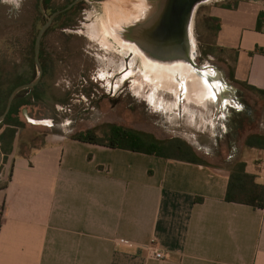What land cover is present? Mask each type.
Returning <instances> with one entry per match:
<instances>
[{
    "label": "crops",
    "instance_id": "crops-1",
    "mask_svg": "<svg viewBox=\"0 0 264 264\" xmlns=\"http://www.w3.org/2000/svg\"><path fill=\"white\" fill-rule=\"evenodd\" d=\"M229 1L208 12L217 46L234 81L264 91V0ZM17 143L0 175V264H264V208L226 201L228 162L264 185V150L243 142L208 168L69 137L29 155Z\"/></svg>",
    "mask_w": 264,
    "mask_h": 264
},
{
    "label": "rangeland",
    "instance_id": "rangeland-1",
    "mask_svg": "<svg viewBox=\"0 0 264 264\" xmlns=\"http://www.w3.org/2000/svg\"><path fill=\"white\" fill-rule=\"evenodd\" d=\"M70 1L73 0H54L53 8ZM26 2L29 16L21 8ZM138 2L86 1L82 10L69 17L70 21L63 19L56 23L55 29H60L64 28L61 25L64 21L68 22L65 33L54 36V42L48 39L54 43L50 54L55 61L59 60L54 66L58 99L51 98L47 105L31 101L22 109L24 125L17 143L19 154L29 155L55 138H70L87 131L102 135L105 126L117 125L151 134L159 140L180 139L202 161L214 166L224 162L232 147L239 151L246 135L264 131L262 101L231 77L234 56L217 46V36L203 26L197 28L199 9L200 16H205L212 6L231 1L215 0L201 5L193 22L196 64L213 73L219 72L227 84L223 89L225 104L220 109L211 102L204 106L188 104L184 92L175 98L162 90L136 52L113 38L111 30L136 15ZM38 3L39 0H4L2 4L0 72L4 74V81L25 60L23 51L29 45H21L17 38L23 35V23L32 14L38 16ZM40 27L41 24L37 28ZM206 50L212 55L205 57ZM127 74L129 77L123 79ZM176 101L178 105L174 107ZM192 113L198 117L195 115L192 119ZM241 132L244 133L240 135Z\"/></svg>",
    "mask_w": 264,
    "mask_h": 264
},
{
    "label": "trees",
    "instance_id": "trees-1",
    "mask_svg": "<svg viewBox=\"0 0 264 264\" xmlns=\"http://www.w3.org/2000/svg\"><path fill=\"white\" fill-rule=\"evenodd\" d=\"M47 2H49V0H47ZM72 2L73 1L67 2L66 5L54 9L52 13L64 9ZM236 6L237 2L234 4L221 5V7L225 9H232ZM36 9L37 13L39 14L38 7ZM72 13L74 12L70 11L56 18L55 24L54 26H52V28H55L56 23L63 20L69 14L72 15ZM201 14L202 12L199 9L197 12V28L203 26L206 31L214 34L216 37L221 29L219 20L211 17L210 15L200 16ZM262 18L263 14L261 13L257 21V29L259 30L263 27ZM40 24L42 26L43 22H40ZM33 44L34 41L32 42V46L30 48L23 51L25 66L21 68L14 67L11 76L6 81H4L0 76V116L4 113L8 98L14 91V89L21 85L32 82L36 76ZM44 46L45 44L44 42H42L40 51V63L44 69V72H46L47 69L45 68L44 64H47V62L50 60L51 54L47 50H44ZM259 53L264 55V50H259ZM203 54L205 57H208L212 55V52L210 50H206ZM55 63L56 65H58L59 60L55 61ZM53 71L55 70L53 69ZM231 77L232 79L234 78L232 70ZM40 85L41 84H38L32 90L20 94L19 97L13 102L12 108L4 123L0 125V150L3 154V161L2 165L0 166V175L4 171L9 157L14 152V144L19 141V135L24 125L21 121L22 109L25 106H28L33 99H35L36 102L40 101L42 103H47V96H39V91L41 88ZM245 87L262 101L264 109V91L255 89L246 84ZM249 122L250 120L248 121V123ZM242 133L244 132H241L240 135ZM70 138L79 142L100 145L110 149H118L145 154L164 160L181 161L190 164L202 165L208 168H211L212 166L202 161L197 156L194 149L180 139L159 140L151 134L126 129L117 125L105 126L102 135H98L95 131H87ZM244 145L249 148L264 150V134L249 133L245 137ZM21 155L24 154L21 153ZM230 158H232V156ZM227 166L229 167V183L227 188L226 201L231 203L243 204L254 209H263L264 185L258 184L256 182L255 176L250 175L246 172V164L244 162L238 159H233L228 162ZM10 179L11 175H9L6 182L1 181L2 179H0V190L7 187Z\"/></svg>",
    "mask_w": 264,
    "mask_h": 264
},
{
    "label": "water",
    "instance_id": "water-1",
    "mask_svg": "<svg viewBox=\"0 0 264 264\" xmlns=\"http://www.w3.org/2000/svg\"><path fill=\"white\" fill-rule=\"evenodd\" d=\"M44 1L40 0L39 8L46 21L40 28L34 45L36 76L32 82L17 87L11 93L6 109L0 116V125L4 123L13 102L19 95L32 90L40 83L43 77V68L40 63L41 41L54 19L82 1L103 3L107 0H75L68 7L51 16H48L45 11ZM138 1L140 4L137 21L129 20L124 24L116 25V28L111 30L113 38L125 48L136 52L148 71L170 76L180 83L181 87H184L190 75L202 79L211 86L214 95L220 100V107L224 106L226 94L223 89L227 87L226 81L219 72L212 71L210 74L207 69L196 64L197 51L193 39V22L198 8L215 0ZM3 2L4 0H0V6ZM217 101L215 100V103ZM2 161L3 154L0 150V166Z\"/></svg>",
    "mask_w": 264,
    "mask_h": 264
},
{
    "label": "flooded vegetation",
    "instance_id": "flooded-vegetation-1",
    "mask_svg": "<svg viewBox=\"0 0 264 264\" xmlns=\"http://www.w3.org/2000/svg\"><path fill=\"white\" fill-rule=\"evenodd\" d=\"M75 0H73V2H74ZM39 2H40V0H39ZM72 2V3H73ZM86 1H82V2H80V3H78L77 5H75L71 10H69V11H67V12H70V11H73V12H75V11H77V10H82V6H83V4L85 3ZM4 3V2H3ZM2 3V4H3ZM2 4H1V6H0V16H1V8H2ZM53 4H54V0H49V2H47V0H45L44 1V7H45V11H46V13H47V15L48 16H51L52 14H48L50 11H53V9L55 8H53ZM70 5V4H69ZM68 5V6H69ZM68 6H66V7H68ZM65 7V8H66ZM21 8H22V11H26L25 9L26 8H28V4H27V2L25 3V4H22V6H21ZM64 8V9H65ZM138 8H139V6L137 7V13H136V15L134 14L132 17H131V20H133V21H137V19L139 18L138 16H139V12H138ZM38 9H39V14H38V16L36 15H33L32 14V16H31V18L29 17L28 18V20L26 21V22H24L23 24V26H24V30H23V35L22 36H20V37H18L17 38V42H20L21 43V45H23V43H26V44H28L29 45V47L28 46H26V48L25 49H28V48H30L31 46H32V42L34 41V44H33V50H34V45H35V40H36V37H37V34H38V32H39V30H40V28L42 27H40V28H37L38 27V25H40V22H43V24L45 23V18L43 17V15H42V13H41V11H40V8H39V3H38ZM63 10V9H62ZM61 11V10H60ZM27 12V11H26ZM25 12V15H27V16H29V12H27L26 13ZM67 12H65V13H63V14H66ZM55 13V12H54ZM73 14V13H72ZM62 15V14H61ZM60 15V16H61ZM71 15L69 14L67 17H65L64 19L65 20H67V21H70V17ZM59 17V16H58ZM58 17H56V18H58ZM55 18V19H56ZM55 19H54V21H53V23H52V25H51V27L47 30V32L45 33V35H44V37H43V39H42V41H41V46H42V42H44V44H45V46H44V50H47L49 53L50 52H52V51H54L53 50V46H54V43H50V41L51 42H54V36H57V35H60L59 34V32L60 33H65L66 32V26H68V22H65L64 21V23H62L61 25L64 27V28H60V29H55V28H52V26H54V24H55ZM50 36H52L53 38H50ZM48 39L50 40V41H48ZM50 43V45L49 44H46V43ZM54 56H52L51 55V58H50V60L47 62V64H44L45 65V68L47 69L46 70V72H44V69H43V77H42V79H41V81H40V83L39 84H41L40 86H41V88H40V91H39V96L40 97H44V96H47V99L48 100H51V98H53V99H55V100H57L58 98H56V91H57V84L54 82V71H53V69H54V66H56V63H55V60H54V58H53ZM19 68H21V67H23V66H25V62L23 61L22 63H19ZM43 68V67H42ZM51 69V70H50ZM1 73V72H0ZM0 76L2 77V79L4 78V74L3 73H1L0 74ZM48 100H47V103H42V102H40V101H37L38 103H42L43 105H47L48 104ZM33 102H36V100L35 99H33L32 100ZM52 128H54V127H52Z\"/></svg>",
    "mask_w": 264,
    "mask_h": 264
},
{
    "label": "bare ground",
    "instance_id": "bare-ground-1",
    "mask_svg": "<svg viewBox=\"0 0 264 264\" xmlns=\"http://www.w3.org/2000/svg\"><path fill=\"white\" fill-rule=\"evenodd\" d=\"M207 70L210 74H212L211 69H207ZM149 73L151 75H153L155 77V79L159 82L158 87H160L162 90L168 92L169 94H172L175 98H177L181 92H184L183 96H184L185 101L188 104H193L196 106H204V105H207L209 102L214 104L215 100H218L217 97L214 95V92L212 91L211 86L209 84H206L202 79L198 78L195 75H190L186 79L184 87H181V84L178 83L177 81H175L170 76H167V75L163 76L164 74H161L159 72H156V73L149 72ZM129 74L125 75V77H123V79L128 78ZM215 84L218 85L217 83H215ZM157 96H158V94H157ZM215 104L217 105V108H219V109L221 108L220 107V100H218V104H217V102ZM176 105H178V101H176V103L174 104V107H176ZM191 115H192L191 116L192 119H195L196 114L194 115L192 113ZM196 117H198V116L196 115ZM208 122L210 124V121H208Z\"/></svg>",
    "mask_w": 264,
    "mask_h": 264
},
{
    "label": "built area",
    "instance_id": "built-area-1",
    "mask_svg": "<svg viewBox=\"0 0 264 264\" xmlns=\"http://www.w3.org/2000/svg\"><path fill=\"white\" fill-rule=\"evenodd\" d=\"M261 168L264 169V163L261 164ZM122 245H125V246H128V247H132V244L126 242V241H123L121 240L120 241ZM153 258L156 259V260H160V261H164V260H167V255L164 254L163 252H160V251H153Z\"/></svg>",
    "mask_w": 264,
    "mask_h": 264
},
{
    "label": "clouds",
    "instance_id": "clouds-1",
    "mask_svg": "<svg viewBox=\"0 0 264 264\" xmlns=\"http://www.w3.org/2000/svg\"><path fill=\"white\" fill-rule=\"evenodd\" d=\"M16 6L19 7V4H17Z\"/></svg>",
    "mask_w": 264,
    "mask_h": 264
}]
</instances>
